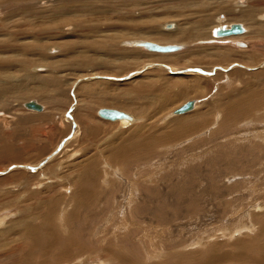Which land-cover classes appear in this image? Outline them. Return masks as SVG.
<instances>
[{"label": "rangeland", "instance_id": "obj_1", "mask_svg": "<svg viewBox=\"0 0 264 264\" xmlns=\"http://www.w3.org/2000/svg\"><path fill=\"white\" fill-rule=\"evenodd\" d=\"M124 1L103 20L119 27L102 37L92 25L77 29L93 15H63V0H0V42H8L0 46V264L50 258L56 228L85 250L69 253L68 264H199L211 250L224 260L216 264H245L232 258L234 243L251 240L264 222V101L234 120L222 107L264 87V0H213L224 11L205 8L209 0ZM231 23L245 32L212 35ZM146 40L183 50L132 43ZM166 59L178 62L176 71ZM30 100L43 111L26 109ZM190 100L191 111L173 113ZM104 107L137 121L103 120L96 112ZM182 118L198 126L176 128ZM134 130L154 138L144 151L123 149ZM29 221L45 242L27 240L28 248L19 236Z\"/></svg>", "mask_w": 264, "mask_h": 264}, {"label": "bare ground", "instance_id": "obj_2", "mask_svg": "<svg viewBox=\"0 0 264 264\" xmlns=\"http://www.w3.org/2000/svg\"><path fill=\"white\" fill-rule=\"evenodd\" d=\"M64 1V4L61 6V10H66V11H64L65 12V14H63V15H67L68 16V14H70V13H72V14H77V13H82V14H84L85 12L87 13H90V14H92L93 15V17L92 18H89L88 20H86V22L84 23V22H81V21H79V23H75L76 24V28L77 29H82V26L83 27H90V25H92V33L93 32H95V36H100L102 33H104V35L102 36V37H105V33L106 32H104V31H102V29L103 28H105L106 30H108V28H110V27H112V28H117V27H119L118 26V23H117V25H115V23H113V22H107L108 20L107 19H109V21H111V18H108V12L109 11H114V12H117V10H119L120 9V6H121V4H123L124 5V0H63ZM117 1V3H114V2H116ZM204 2H206V1H204ZM203 2V3H204ZM230 2V1H229ZM200 3V2H199ZM230 3H232V2H230ZM233 4V3H232ZM113 5V6H112ZM219 5H221V6H219ZM112 6V7H111ZM203 6L205 7V8H207V9H210V8H212V9H217V10H220V11H224V9H225V7H227L226 6V4L224 5L222 2H220V3H218V2H213V0H209L207 3H205V4H203ZM230 8V7H229ZM229 8H226L227 10L229 9ZM225 9V10H226ZM23 12V11H22ZM33 12V11H32ZM251 12V11H250ZM85 13V14H86ZM246 14V13H245ZM250 14H248L247 16H249ZM252 17V16H251ZM104 18H107L106 19V21H103L104 20ZM241 18V17H240ZM116 19H118V18H116ZM116 19H114V20H116ZM224 19V18H223ZM245 20V19H244ZM87 23V24H86ZM232 24V23H231ZM230 24V25H231ZM85 25V26H84ZM230 25L228 26V27H225V28H229L230 27ZM241 26L243 27V29H244V31L243 32H241V33H237V34H231V35H226V36H218V35H216L215 34V31L218 29V28H221V27H218L217 29H213L212 30V35L213 36H215L217 39L218 38H224V37H231L232 35H239V34H243L244 32H245V28H244V26L241 24ZM129 27V26H128ZM166 26H164V28H165ZM172 28H174V25H172V24H169L165 29H167V31H171V32H169V35L171 34V35H174V34H176V32H177V29H172ZM101 31V32H100ZM182 31V30H181ZM184 31V30H183ZM182 33V32H181ZM83 34V33H82ZM94 34V33H93ZM112 38H113V40H111V43H110V45H109V48H111V47H113L112 45H114L116 42V40L118 39V38H120V36L119 35H114V36H111ZM182 38H183V40L185 41V40H187V35L185 36H182ZM234 38V37H233ZM238 39V38H237ZM243 39V38H242ZM234 40H236V38L234 39ZM103 42H106L104 39L102 40ZM147 41V40H146ZM145 41H134V42H132L133 44H134V46H136V47H141V48H143V49H145V50H147V51H150V52H157V53H162V54H165V53H176V52H180V51H182L183 50V46L181 45V44H179V45H177L178 46V48L176 49V50H174V51H170V52H159V51H156V50H149V49H147V48H145L144 46H143V43H144ZM150 42H152V41H150ZM222 42V41H221ZM154 43H156V42H154ZM8 45V42H5V41H1L0 42V46H1V48H6V46L5 45ZM105 44V43H104ZM119 44V43H118ZM156 44H158V43H156ZM76 45V44H75ZM159 45H164V44H159ZM234 45L235 46H239V47H242V48H244L246 45H245V43L244 42H235L234 43ZM74 45H72V46H70V48L69 49H72L71 47H73ZM77 46H82V44H78ZM53 46H51L50 48H52ZM75 47V46H74ZM24 49H27L28 47L27 46H24L23 47ZM55 48H56V46H55ZM52 49H54V48H52ZM51 49V50H52ZM167 58V57H166ZM172 59V58H171ZM168 62H166V63H168V64H170V65H167V66H169V70L171 71V72H174V71H176L177 69H176V65H178V62L176 61V60H170V59H166ZM165 60V61H166ZM0 64H2L1 63V61H0ZM264 64V63H263ZM150 67V66H149ZM153 67V66H152ZM147 68V67H146ZM167 69V68H166ZM221 69L223 70V71H226L227 69H225V68H223V67H221ZM248 69V68H247ZM181 72H183V73H185V72H196L195 70H192V69H190V70H183V71H181ZM210 73V71H206L205 72V74H209ZM132 76V75H131ZM130 76V77H131ZM121 78V77H120ZM91 79V78H90ZM113 79V78H112ZM78 83V82H77ZM76 83V84H77ZM253 91V90H252ZM4 92V91H3ZM1 93V92H0ZM74 94V93H73ZM251 94V93H250ZM249 94V95H250ZM252 94H254V92H252ZM241 95V94H240ZM253 99H251L249 96H248V94H246V97H245V94H243V95H241L240 97H239V95L238 96H235L234 97V99H233V101H231V103L230 102H227L226 103V105L225 106H223L222 107V109H224L225 111H223V115H225V118L226 119H228V117H230L229 118V120H231V117H233V120H234V118L236 119H238L239 117H242V116H247L248 114V112H249V114H250V112H251V110L252 109H257L256 111H258V107H259V105H261V103L264 101V87L260 90H256V93L253 95V97H252ZM194 102V104H193V107L190 109V110H188V111H186V112H189V111H191L194 107H195V104H196V102L195 101H193ZM229 103H230V105H229ZM252 103V104H251ZM264 103V102H263ZM262 103V104H263ZM40 104V103H39ZM24 105V107H25V103L23 104ZM41 105V104H40ZM42 106V105H41ZM26 108V107H25ZM105 108V107H104ZM26 109H28V108H26ZM43 109H44V106H42V110L41 111H43ZM113 109H116V108H113ZM28 110H32V111H36V112H41V111H37V110H33V109H28ZM99 110V109H98ZM98 110H97V112H98ZM117 110H119V109H117ZM260 110V109H259ZM120 111H122V112H125V111H123V110H120ZM97 112H96V114H97ZM186 112H184V113H186ZM264 112V111H263ZM126 114H128L129 115V117H130V119H125V118H121V119H117V120H107V119H103V118H101L98 114H97V116L98 117H100L101 119H103V120H106V121H113V122H122V123H124V124H127V125H133L136 121H137V118L136 117H134V116H132L131 114H129V113H127V112H125ZM174 113V112H173ZM172 113V114H173ZM184 113H181V114H184ZM253 113V112H252ZM255 113V112H254ZM175 114V113H174ZM72 116V115H71ZM228 116V117H227ZM40 117V116H39ZM76 119H77V122H79V121H81V119L79 120L78 119V115H76ZM205 117V116H204ZM250 117V116H249ZM82 118V117H81ZM203 119V118H202ZM246 118H244L243 120H245ZM84 120V119H83ZM193 121V120H192ZM192 121H191V119H185V118H182V119H178L177 120V122H175V124H176V128H180V129H188V130H192V129H194L195 127H197L198 126V123H192ZM205 121V120H204ZM237 121V120H236ZM235 121V122H236ZM241 123V122H240ZM235 124V123H234ZM245 124V123H244ZM77 126L79 125L78 123L76 124ZM229 125V123L227 124V123H224V125H223V127H227ZM90 127V126H89ZM93 127V126H92ZM175 127H174V131H177V129H176ZM74 129H76V127L74 128ZM81 129V128H80ZM76 130H79V129H76ZM82 130V129H81ZM86 129H84V131H85ZM92 131V130H91ZM75 132V131H74ZM88 132V131H87ZM135 132H137V134H136V136H134V134H135ZM92 133H93V131H92ZM96 133V132H95ZM173 133H175V132H173ZM76 134V133H75ZM142 135V133L140 132V130H134L133 131V133L131 134V137H136L135 139H133V138H129L127 141H126V143L125 144H123V149H124V151H128V150H130V149H132L131 147H133V146H135L136 147V150L138 151V150H142V151H144L143 149L144 148H148L149 147V143L154 139V138H152V139H150V138H146V137H144V135L142 136V137H140ZM150 136V135H149ZM148 137V136H147ZM152 137H154V136H152ZM122 146V145H121ZM119 147V146H118ZM121 148V147H120ZM134 148V147H133ZM135 150V151H136ZM124 151H123V153H124ZM121 152V151H120ZM119 152V153H120ZM132 152V151H131ZM151 152V151H150ZM152 152H154V150H152ZM115 153V152H114ZM116 153H118V152H116ZM115 153V154H116ZM145 153H147V152H145ZM113 154V153H112ZM133 154V153H132ZM136 154V153H135ZM121 155V154H120ZM148 155V154H147ZM4 156V155H3ZM113 156V155H112ZM115 156V155H114ZM118 156V155H117ZM142 156H143V154H142ZM125 157V156H124ZM128 157V156H127ZM146 157V156H145ZM146 158H148V157H146ZM19 159V158H18ZM110 159V158H109ZM121 159V158H120ZM125 159H127V158H125ZM128 159H130V158H128ZM133 159V158H132ZM17 161V160H16ZM111 161H112V159H111ZM125 161V160H124ZM129 161V160H128ZM144 161V160H143ZM130 162V161H129ZM95 163V162H94ZM93 164V163H92ZM141 164V163H140ZM140 164H139V167H140ZM145 164V163H144ZM95 165V164H94ZM147 165V164H146ZM87 167H88V163H87ZM3 170V169H2ZM84 170H86V169H84ZM107 175V174H106ZM82 180V179H81ZM88 183V182H87ZM95 184V183H94ZM84 185V184H83ZM100 185V184H99ZM60 187H61V185H60ZM82 188V187H81ZM84 190V189H83ZM86 190V189H85ZM84 190V191H85ZM66 191H68V190H66ZM70 192V191H69ZM147 196V195H146ZM91 198V197H90ZM54 201V200H53ZM58 201V200H57ZM68 201V200H67ZM70 201V200H69ZM59 203V202H58ZM69 203H71V202H69ZM77 203V202H76ZM92 203V202H91ZM51 206V205H50ZM44 208V207H43ZM63 208V207H62ZM41 209H42V207H41ZM131 209H132V207H131ZM48 210L49 209H47L46 211L48 212ZM50 210H51V208H50ZM41 211V210H40ZM39 211V212H40ZM45 211V212H46ZM64 211H66V210H64ZM41 212H43V211H41ZM66 212H68V211H66ZM36 213V212H35ZM50 213V212H49ZM48 213V214H49ZM123 213V212H122ZM37 214V213H36ZM52 215V214H51ZM51 215H49V219H46L47 217H48V215H41V217H43V219H46L47 221H48V223L50 222V224L52 225L53 223H52V220H51ZM122 215V214H121ZM53 216V215H52ZM257 216V215H256ZM54 217V216H53ZM57 217H59L58 215H57ZM66 217V216H65ZM60 218V217H59ZM64 218V217H63ZM62 218V219H63ZM69 218V217H68ZM57 219V218H56ZM71 219V218H70ZM258 219V218H257ZM32 220V219H31ZM255 222H258L256 219H253ZM57 221V220H56ZM43 222V221H42ZM60 222V221H59ZM33 222L31 221H29V223L27 224V229H26V233H21L20 234V236H19V238H20V241H22L23 243H25V246L26 247H28L29 245H27L26 243V241L27 240H34V239H37V241L36 242H41V243H44L45 242V239H43V238H41V237H39L38 236V232H39V230L40 229H42V228H37V229H39L38 231H37V229H35V225H34V223L32 224ZM47 223V224H48ZM57 223V222H56ZM104 224V223H103ZM39 226H41V222L39 223ZM45 226H47V225H45ZM57 226H59V225H56V227ZM61 226H64V224H62ZM55 227V228H56ZM65 227V226H64ZM67 227V226H66ZM253 226H251L250 228H252ZM254 228V227H253ZM253 228H252V230H253ZM46 229V228H45ZM49 229H51V228H49ZM58 229L59 228H56V229H52V230H50L49 231V233L52 235V237H51V239H48L49 241H50V243H51V249H52V251H51V253L52 254H54L53 256H51L50 258L48 257L47 259H44V260H42V261H40V263H38V264H68V257H69V253H72L73 254V252H79L80 250H84V249H81L82 248V246L80 245V247L81 248H79L75 243H74V238L72 237L73 235H66V237H64V236H62L61 234H59V231H58ZM61 229V228H60ZM63 229H66V228H63ZM48 230V229H47ZM62 230V229H61ZM238 230V229H237ZM237 230L235 231V232H237ZM37 231V232H36ZM44 230H41L40 231V233L41 232H43ZM118 231V230H117ZM36 232V233H35ZM114 232V231H113ZM20 233V232H19ZM98 233V232H97ZM233 233V232H232ZM116 234V233H115ZM227 235H228V237L231 235V233H227ZM35 236V237H34ZM41 236V235H40ZM44 236V235H43ZM96 238V237H95ZM77 240V239H76ZM77 242V241H76ZM79 243V242H78ZM31 244V243H30ZM235 246L238 248V250H240V253L238 254V256L236 255V254H234V256L232 257V258H237V260H239L240 262H238V263H245V264H264V222H260V229L258 230V233L251 239V240H237L235 243ZM34 246H36V245H34ZM103 246V245H102ZM32 247V246H31ZM105 247V246H104ZM187 247V246H186ZM21 248V247H20ZM29 248V247H28ZM22 249V248H21ZM26 249V248H25ZM37 249V248H36ZM46 249V248H45ZM71 249V252L69 251ZM108 249V248H107ZM11 250V249H10ZM24 250V249H23ZM105 250V249H104ZM17 251H20V250H17ZM25 251H27V250H24V252ZM85 251V250H84ZM109 251V250H108ZM107 251V252H108ZM113 251V250H112ZM235 251V250H234ZM32 252L33 251H31V250H28V252H27V255H28V258L29 257H31L32 258ZM35 252V251H34ZM83 252V251H82ZM115 252V251H114ZM216 251L215 250H211V251H209L206 255H205V257H206V259L204 260V261H200L199 260V264H213L214 262L213 261H215V264H216V262L217 263H220V262H222V261H224L223 259H219V258H217L218 256H217V254L215 253ZM229 252V251H228ZM238 252V251H237ZM7 253V252H6ZM9 253V252H8ZM6 254V255H9V260H11V258H12V254L11 253H9V254ZM26 253V252H25ZM24 253V254H25ZM87 253V252H86ZM89 253H91V251L89 252ZM119 253V252H118ZM158 253H160V252H158ZM222 253V252H221ZM220 253V254H221ZM0 254H2V253H0ZM21 254H22V252H21ZM23 254V255H24ZM39 254V253H38ZM75 254H77V253H75ZM80 254H83V253H81L80 252ZM107 254V253H106ZM108 254H109V252H108ZM107 254V255H108ZM110 254H112V253H110ZM114 254V253H113ZM116 254L117 253H115V255L114 256H116ZM227 254V253H226ZM233 254V253H232ZM4 255V254H3ZM22 255V256H23ZM26 255V254H25ZM24 255V256H25ZM34 255V254H33ZM79 255V254H78ZM77 255V256H78ZM89 255V254H88ZM106 255V256H107ZM123 255V254H122ZM122 255L120 254V256L122 257ZM148 255V254H147ZM203 255V254H202ZM217 257H216V256ZM219 255V254H218ZM227 255H229V256H231L230 254H227ZM5 256V255H4ZM20 256V255H19ZM35 256H36V254H35ZM38 256V255H37ZM42 256V255H41ZM80 256V255H79ZM119 256V255H118ZM158 256V255H157ZM221 256H222V254H221ZM223 256L225 257V255H224V253H223ZM40 257V256H39ZM39 257H37V259L39 258ZM72 257V256H71ZM70 257V258H71ZM117 257V256H116ZM115 257V258H116ZM152 257V256H151ZM8 259V257H4V259ZM25 258H26V256H25ZM36 258V257H35ZM74 258V257H73ZM77 258V257H76ZM75 258V259H76ZM80 258V257H79ZM125 258V257H124ZM132 258V257H131ZM220 258H222V257H220ZM20 259V258H19ZM23 259V258H22ZM83 259V258H82ZM111 259V258H110ZM110 259H108V261L110 260ZM119 259V258H118ZM123 259V258H122ZM128 259H130V258H128ZM229 259V258H228ZM3 260V259H2ZM36 260V259H35ZM35 260H33V259H30L29 258V260H27V258H26V264H36V261ZM74 260V259H73ZM80 260V259H79ZM124 260H126V258L124 259ZM132 260H133V258H132ZM78 261V260H77ZM90 261V260H89ZM129 261V260H128ZM229 261V260H228ZM234 261V260H233ZM38 262V261H37ZM71 262H72V260H71ZM79 262H81V261H79ZM119 262H120V260H119ZM141 262V261H140ZM142 263V262H141ZM227 263V262H226ZM2 264H5V263H2ZM72 264V263H71ZM126 264V263H125ZM128 264H140L139 262H137V261H134V262H129ZM224 264V263H223Z\"/></svg>", "mask_w": 264, "mask_h": 264}, {"label": "water", "instance_id": "obj_3", "mask_svg": "<svg viewBox=\"0 0 264 264\" xmlns=\"http://www.w3.org/2000/svg\"><path fill=\"white\" fill-rule=\"evenodd\" d=\"M243 31H244V29L240 23H232L229 28H225V27L218 28L215 31V34L218 36H226V35L241 33ZM143 46L149 50H156L159 52H170V51H174L178 48V46L174 45V44L159 45V44H156V43L150 42V41H145L143 43ZM193 104H194L193 100L187 101L186 103L182 104L180 107L176 108L174 110V113L175 114L184 113V112L190 110L193 107ZM25 107L28 109H33V110H37V111L42 110V106L34 100H30V101L26 102ZM71 111H72V107L68 109V111L66 113L67 116L70 117ZM97 114L101 118L107 119V120H117V119H121V118L130 119L129 115L126 114L125 112H122L120 110L113 109V108H100L98 110Z\"/></svg>", "mask_w": 264, "mask_h": 264}, {"label": "snow or ice", "instance_id": "obj_4", "mask_svg": "<svg viewBox=\"0 0 264 264\" xmlns=\"http://www.w3.org/2000/svg\"><path fill=\"white\" fill-rule=\"evenodd\" d=\"M243 2V0H241V3Z\"/></svg>", "mask_w": 264, "mask_h": 264}]
</instances>
